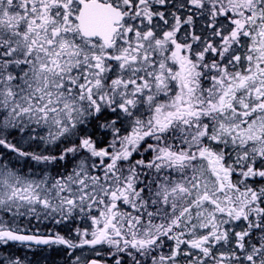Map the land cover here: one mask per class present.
I'll return each mask as SVG.
<instances>
[{
  "label": "snow or ice",
  "instance_id": "1",
  "mask_svg": "<svg viewBox=\"0 0 264 264\" xmlns=\"http://www.w3.org/2000/svg\"><path fill=\"white\" fill-rule=\"evenodd\" d=\"M0 264H264V0H0Z\"/></svg>",
  "mask_w": 264,
  "mask_h": 264
}]
</instances>
